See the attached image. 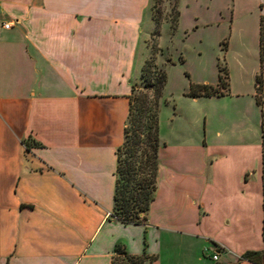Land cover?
<instances>
[{"label": "crops", "instance_id": "obj_1", "mask_svg": "<svg viewBox=\"0 0 264 264\" xmlns=\"http://www.w3.org/2000/svg\"><path fill=\"white\" fill-rule=\"evenodd\" d=\"M153 5L0 0V264H112L120 246L148 264H264V0L233 1L222 94L184 89L165 125L159 108L146 222L111 217Z\"/></svg>", "mask_w": 264, "mask_h": 264}, {"label": "rangeland", "instance_id": "obj_2", "mask_svg": "<svg viewBox=\"0 0 264 264\" xmlns=\"http://www.w3.org/2000/svg\"><path fill=\"white\" fill-rule=\"evenodd\" d=\"M233 1L154 0V27L152 22L150 27L149 23L144 27L149 62L145 66V76H141L134 87L135 96L144 94L152 99V84L160 73H165L166 82L159 101L162 125L168 118L165 108L168 103L165 102H169L170 107L174 102L180 106L181 93L190 84L209 82L212 85L215 82L217 64L222 67L232 37ZM118 259L117 264H122V256Z\"/></svg>", "mask_w": 264, "mask_h": 264}, {"label": "trees", "instance_id": "obj_3", "mask_svg": "<svg viewBox=\"0 0 264 264\" xmlns=\"http://www.w3.org/2000/svg\"><path fill=\"white\" fill-rule=\"evenodd\" d=\"M157 29V27H156ZM260 58L264 57V20L259 24ZM146 61L142 69L145 76ZM183 63V60H181ZM218 85L216 87L205 84H190L185 96L210 97L219 96L221 89L227 87V73L218 67ZM152 84V99L148 95L135 96L136 87L130 96V109L128 120L124 129V141L118 148L117 181L115 193V207L112 218L125 225H140L146 222L150 206L157 191V154L160 147L158 113L159 101L166 82L165 73H160ZM257 90L259 77L256 79ZM146 86H148L146 84ZM118 256H122V264H148L156 260L146 253L140 256L128 254L122 246L116 249L112 264H117ZM252 263H263V254L247 252L242 257Z\"/></svg>", "mask_w": 264, "mask_h": 264}, {"label": "built area", "instance_id": "obj_4", "mask_svg": "<svg viewBox=\"0 0 264 264\" xmlns=\"http://www.w3.org/2000/svg\"><path fill=\"white\" fill-rule=\"evenodd\" d=\"M0 28L9 30V29L12 28V24L11 23H7V22L0 21ZM216 259H217V257L216 256H213V260L216 261Z\"/></svg>", "mask_w": 264, "mask_h": 264}]
</instances>
